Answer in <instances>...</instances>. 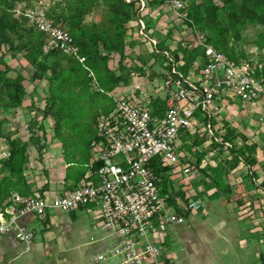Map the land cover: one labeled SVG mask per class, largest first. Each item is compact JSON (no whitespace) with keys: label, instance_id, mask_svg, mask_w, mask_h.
<instances>
[{"label":"rangeland","instance_id":"374dc122","mask_svg":"<svg viewBox=\"0 0 264 264\" xmlns=\"http://www.w3.org/2000/svg\"><path fill=\"white\" fill-rule=\"evenodd\" d=\"M147 1L146 14L161 10V19L166 23L165 27L148 24L151 29L155 28L160 38L170 39L181 33L185 40L172 39V52L199 60V49L188 48L191 41L186 24L173 21L161 0ZM183 1L186 7L197 9L196 15L204 12L207 3ZM210 5L215 7L213 15L207 14L194 22L205 42L221 49L229 48L239 57L264 59V23L259 19L264 5H252L250 0H210ZM133 7L125 0H0V14L6 15V20L0 21V206L12 189H27L28 178L37 180L35 176H40L46 166L47 149L52 153L48 152V158L55 162L56 140L63 152L62 160L69 158L66 159L72 151L69 147L77 154L87 150L94 118L110 105L107 91L128 84L130 72L146 75L154 63L146 65V62L155 57L159 61L153 69L162 68V55L152 53L141 40L131 37ZM40 12L52 25L66 29L84 46V66L88 70L60 54L39 53L43 36L36 30L35 18ZM11 20H15L17 32L6 30ZM20 42L23 52L13 49ZM124 44L128 46L126 54L121 48ZM48 63L51 67L41 65ZM33 72L41 78H32ZM119 73L125 76L119 78ZM17 76H20V89H13L5 80L12 81ZM258 111L261 113L248 119L237 101L226 100L219 106L216 119L211 120L213 133L220 140H228L231 147L215 152L216 166L205 165L202 169L207 181L193 182L192 192L187 194L190 199H198L196 216L204 213L203 206L214 201L234 203L229 211L244 234L241 236H254L248 242L249 254L241 257L240 264H264V170L261 168L264 167V101ZM256 114L262 119L257 120ZM195 116L200 121L201 116L198 113ZM202 131L198 125L191 133L178 135L177 143L190 166L199 162L206 149L201 147ZM4 160L8 161L7 166L2 165ZM171 178L167 179L170 193L182 195L183 183L177 177ZM211 187L214 191L206 193Z\"/></svg>","mask_w":264,"mask_h":264},{"label":"built area","instance_id":"2783aa9c","mask_svg":"<svg viewBox=\"0 0 264 264\" xmlns=\"http://www.w3.org/2000/svg\"><path fill=\"white\" fill-rule=\"evenodd\" d=\"M125 2L134 5L130 14L134 26L131 37L164 58L157 73L160 82L155 76L130 72L129 87L109 94L112 107L94 118L93 135L87 142L89 167H95L71 189L56 195L9 193L0 206V235H12L24 250L28 249L32 234L15 223L17 218L82 208L89 213L94 228L111 238L110 245L92 255L93 264H167V254L157 243L160 234L168 225L183 223L186 214L199 208L198 199L187 196L192 192L191 184L198 179L207 181L202 174L204 166H216L215 152L231 147L228 140H220L213 133L211 120L216 119L219 106L232 100L240 103L248 119L261 113L258 109L264 101V59L233 58L219 51L198 34L183 0H161L173 21L186 24L191 41L188 48L200 50L199 60L187 64L185 55L172 52L171 47L172 39L185 37L178 33V37L174 34L170 39L160 38L148 25L165 27L163 11L146 14L147 0ZM35 23L43 36L41 54L57 51L84 64L85 57L66 29L52 25L41 12ZM127 48L126 44L122 47L125 54ZM197 113L206 118L204 122L196 120ZM255 117L262 119L260 114ZM198 125L203 130L201 147L206 149L199 162L190 166L177 138L184 132L191 133ZM153 163L167 169L156 174ZM171 177L183 183L182 195L170 193L167 179ZM213 191L211 187L206 193ZM92 240L94 237L90 236L89 241Z\"/></svg>","mask_w":264,"mask_h":264},{"label":"crops","instance_id":"0c3cea01","mask_svg":"<svg viewBox=\"0 0 264 264\" xmlns=\"http://www.w3.org/2000/svg\"><path fill=\"white\" fill-rule=\"evenodd\" d=\"M153 32L158 35L155 28ZM157 61L159 58L155 57L146 62V65L154 62L146 76H155L159 83L160 76L157 73L160 69H153ZM130 84L131 81L114 86L106 92L107 96L129 87ZM109 99L110 105L104 112L112 107L111 98ZM91 137L92 135L89 139ZM55 145V162L48 158L51 152L47 149L46 166L40 171V176H35L37 180L28 178L27 189H12L11 192L20 195L35 192L56 195L71 189L94 168V164L89 167L87 144V150L81 149L83 151L78 154L73 147H69L72 151L66 156V159L69 157L67 160H62L63 152L57 140ZM261 168L264 170V167ZM76 174L79 176L76 177ZM233 205V202L214 201L201 208L205 213L201 212L202 218L191 212L184 216L183 223L168 225L157 242L167 254L166 263L240 264L241 257L249 254L248 242L254 236H241L244 234L234 222L233 213L229 211ZM15 223L31 232V242L28 249L23 250L22 244L12 235H0V264H93L92 255L111 244V238L102 236V231L94 228L89 213L82 208L68 212L50 210L43 217L25 214L17 218ZM90 236L94 240L89 241Z\"/></svg>","mask_w":264,"mask_h":264},{"label":"trees","instance_id":"16d2710c","mask_svg":"<svg viewBox=\"0 0 264 264\" xmlns=\"http://www.w3.org/2000/svg\"><path fill=\"white\" fill-rule=\"evenodd\" d=\"M205 1H207V3H204V4H206V5H204V9H203V11L204 12H202L201 11V13H199L200 15H196V13L195 12H197V9H193V7L192 6H190V5H188V7H186V13H187V16L191 19V21H192V23H193V25H194V22H196L195 20L196 19H198L199 17L201 18V17H205L207 14H209L210 16H212L213 15V11H214V9H215V7L214 6H211L210 5V0H205ZM250 2H251V4L252 5H257V6H260V5H264V0H250ZM207 5H209V6H207ZM127 6H128V4H127ZM195 6H197V5H195ZM129 8V7H128ZM127 11H129V9L127 10ZM125 15H128V12H126L125 13ZM259 19L261 20V22H263L264 23V12L263 13H261V15L259 16ZM6 20V15L4 14V13H1L0 14V21H5ZM6 30H11V31H15V32H17L16 31V23H15V20H11V22H8L7 23V25H6ZM91 37H96L95 35H91ZM72 38V37H71ZM17 39L19 40V41H21V37H20V35L19 34H17ZM72 40H73V42L78 46V49H79V53L81 54V55H83L84 56V54H83V50H84V46L82 45V44H80V43H78V42H76L73 38H72ZM212 45V44H211ZM214 48H216V49H218L219 51H221V52H223V53H226L228 56H230V57H233V58H239V56H237V55H235V54H233L232 53V51L229 49V48H225V49H221V48H219L218 46H215V45H212ZM122 48V47H121ZM14 50H16V51H18V52H23L22 50H23V43L22 42H20V44H18V45H16L14 48H13ZM38 50H39V46H38ZM83 51V52H82ZM39 53L41 54V52H40V50H39ZM52 53H56V54H60L59 52H57V51H50V52H48V53H46V54H41V55H49V54H52ZM198 53H199V57L201 56V53H200V50H198ZM60 55H62V54H60ZM185 55V54H184ZM62 56H64V55H62ZM66 57V56H65ZM85 57V56H84ZM185 59H186V62H187V64H190V62L193 60H189L186 56H185ZM51 64H52V62H51ZM77 64V63H76ZM84 64H85V61H84ZM84 64L83 65H80V66H82V67H84L86 70H88V68L87 67H85L84 66ZM42 65V67L44 68V67H51V65L48 63V64H41ZM79 65V64H78ZM36 71V70H35ZM125 75L124 74H122V73H119V75H118V77L119 78H123ZM31 77L32 78H34V79H40L41 78V75L39 74V73H37V72H33L32 74H31ZM20 76H17V79H14V80H8V79H6L5 80V82H9V84L13 87V89H20ZM8 84V83H7ZM6 84V85H7ZM0 91H2V88H0ZM199 115V114H198ZM205 117H202L201 116V118H200V121H202V122H204L205 121ZM186 133H188V132H184V133H182V134H186ZM91 135H93V130H91V134H90V136ZM9 156H11V153H9ZM252 162V161H251ZM2 165H5V166H7L8 165V161H6V160H4L3 162H2ZM95 167V166H94ZM246 167H247V171H249V169H250V162L248 161V163L246 162ZM152 169H153V171L156 173V174H158L160 171H162V170H166L167 169V167H162V168H157L156 167V165H154V163L152 164ZM163 189L165 190V185H164V182H163ZM177 193V195H181L179 192H176Z\"/></svg>","mask_w":264,"mask_h":264}]
</instances>
